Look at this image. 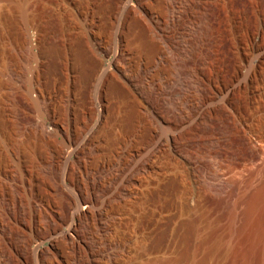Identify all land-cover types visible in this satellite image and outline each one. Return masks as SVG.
Masks as SVG:
<instances>
[{
	"label": "bare ground",
	"instance_id": "bare-ground-1",
	"mask_svg": "<svg viewBox=\"0 0 264 264\" xmlns=\"http://www.w3.org/2000/svg\"><path fill=\"white\" fill-rule=\"evenodd\" d=\"M58 1L73 15L68 29L83 33L72 56L66 44H41L34 56L29 27L21 49L0 69V250L7 259L0 264H78L80 240L71 236L72 220L94 217L105 191L102 211L111 243L128 252L133 236L119 219L133 217L137 206L149 208V191L142 201H130L145 184L144 175L156 171L180 175L183 204L202 201L212 220H226L236 239L263 198L264 175L252 186L222 171L211 176L200 166L197 147L212 144L220 152L240 136L247 147L264 152L263 106L253 101L255 85L263 84L258 1L242 0L258 13L254 24L234 0ZM36 28L44 40L53 37L43 32L45 25ZM228 45L230 66L226 51L223 57ZM92 50L112 56V66L104 67ZM33 56L34 79L26 86L27 100H21L17 86ZM86 166L95 173L88 170L92 175L84 181ZM47 240L51 245L43 246ZM217 248L214 242L208 254ZM106 262L117 264L112 257Z\"/></svg>",
	"mask_w": 264,
	"mask_h": 264
},
{
	"label": "rangeland",
	"instance_id": "rangeland-1",
	"mask_svg": "<svg viewBox=\"0 0 264 264\" xmlns=\"http://www.w3.org/2000/svg\"><path fill=\"white\" fill-rule=\"evenodd\" d=\"M234 1L236 9H241L245 6L247 23L254 24L256 21L255 14L259 13L262 14V20L258 19L259 23H262L264 26V0H257L258 13L253 11L250 2H246L245 5L242 0ZM59 2L58 0H0V69L4 61L13 55L17 47L20 46L21 49L24 44L25 32L29 30V27L31 36L30 46L32 47L34 56L41 51V44H66L65 48H69V54L72 56V53L77 49L76 44H78V40L83 37V33L80 27L72 30L68 29L67 24L72 22L73 15L62 2ZM38 25H45L47 30L43 32H49L53 37L50 40H44L40 35V33H44L39 32L38 28H36ZM65 32L70 33V35H65ZM255 41L261 42V35L255 36ZM84 44H86V41ZM226 48L227 50L224 49L223 51V57L226 51L225 57L227 60L225 57L224 60L226 65L230 66L234 59L232 53L233 47L228 45ZM92 52L97 53L95 55L99 58L103 57L101 59H104V67L108 68L112 66V56L94 52L93 50ZM62 64L60 65V70H62L60 77L62 78L61 84L64 86L63 83L67 80V76L64 64ZM25 65L24 76L20 80V86H17V92L20 91L18 93L21 100H27L26 86H29L32 83L31 80L33 81L34 79L37 67L35 57L30 63H25ZM259 68L263 76V84L260 87L255 85L254 90H256L257 96L253 98V101L256 105L262 104L264 111V88H261L264 86V58L260 61ZM73 77L76 80L78 77L77 72H73ZM62 85L61 87L63 88ZM32 86L34 85L32 84ZM33 96L35 97L36 94L34 93ZM59 100L62 101L63 99L59 97ZM76 125H74V128L77 127ZM261 130H264V127H261ZM197 148L202 158L200 166L211 176L218 171H222L234 178L237 184L252 186L254 182L260 180L264 175V152L262 153L257 149L247 147L240 136L236 137L229 145L221 147L220 152L219 150L216 151L212 144L207 143L201 144ZM86 168L87 172L85 171V167L83 169L82 180L87 179L88 176L95 173L91 168L87 166ZM158 177H161V184H148L150 180ZM15 181L12 182L15 183ZM142 181L145 184L142 188L136 190L135 196L130 202L142 201L143 192L149 191L154 198L153 201L151 200L150 206L148 205V211L142 209L141 206H137V208L132 210L133 217L127 220L125 218L119 219V222H122L126 228L129 226L131 230L130 235L133 236L131 242L127 243L129 245L128 252H123L116 242L111 243L109 226H107L109 225V218L102 211L107 201V193L105 191L102 194V199L100 198L97 201L98 208L94 216L97 220L92 216L72 220L75 231L71 232V236L74 235V239L76 238V241L80 240L82 243L80 244L78 241L79 246L77 247L78 249L76 248V251L79 252L75 255L76 258L78 257V264H107L108 262L106 261L110 257L117 264H195L198 262H203V264H264V195L259 202L258 209L253 218L250 221H245L238 237L232 239L229 235L226 220H219L217 223L213 221V218L209 215L208 207L202 201L201 203H199L200 201L192 203L191 207L183 204L185 181L174 171L164 173L156 171L144 175V178L140 182ZM210 181L215 182L213 177L210 178ZM103 183L105 184V182ZM103 183L101 182V188L105 190L106 184L104 185ZM15 184L20 185V182L16 181ZM104 196L106 199L103 198ZM245 204L246 202L243 204V208L246 206ZM101 206L100 211L99 208ZM102 220L104 222L106 220V222L104 223ZM98 226L101 227L99 230H97ZM84 227L87 230H84ZM64 228V230L70 231L68 225H65ZM107 230L108 233H106ZM87 234L89 238L85 237ZM204 238H207L208 241L202 245L201 243ZM214 242H217L218 248L213 253L208 254L209 246ZM103 243L106 244L103 245ZM97 244L101 246L99 247ZM50 245V240H47L43 244V246ZM2 250H0V259H4L5 261H3L6 262V255H3L4 252ZM75 263L74 260L73 264Z\"/></svg>",
	"mask_w": 264,
	"mask_h": 264
}]
</instances>
